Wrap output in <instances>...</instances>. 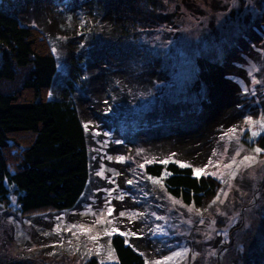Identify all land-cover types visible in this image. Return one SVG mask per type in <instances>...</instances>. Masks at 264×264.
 <instances>
[{
  "label": "rangeland",
  "instance_id": "1",
  "mask_svg": "<svg viewBox=\"0 0 264 264\" xmlns=\"http://www.w3.org/2000/svg\"><path fill=\"white\" fill-rule=\"evenodd\" d=\"M263 1L156 0L164 22L142 29L128 44L137 51L131 56L136 71L131 73L134 69L130 68L125 75L128 96L120 93L115 101L121 99L129 106L121 111L116 105L114 119L103 125L87 117L93 138L92 177L86 192L73 211L29 216L20 211L11 194L8 205L0 204V264H85L91 258L100 264L116 263L115 253L114 260L105 258L114 233L111 237L100 235L98 243L103 251L97 254L87 235L79 234L77 239L72 235L75 229L64 230L83 224L95 235L112 228L116 220L123 222L126 231L130 225H140L145 239L139 238V242L150 244V250H142L149 264L183 249L189 251L168 264H264V152H253L264 132L250 139L244 119L252 116L255 120L264 114V23L259 21ZM209 74L216 83L201 78ZM210 93L218 94V102H239L241 116L234 134H220L215 155L208 149L213 163L206 171L218 173L208 175L216 180L217 189L196 207L167 193L166 175L154 177L160 178V183H153L144 168L159 156L160 161L183 162L168 150L175 131L173 122L192 117L196 129L202 103L209 102ZM127 97L128 101L124 100ZM104 123L116 127L108 129ZM256 127L253 125L254 130ZM24 140L18 138L26 144L28 140ZM237 151V164L245 155H254L255 161L225 168ZM118 156L125 160L118 161ZM208 160L191 165L192 169L203 168ZM230 171L236 176L231 177ZM129 180L133 183L128 184ZM218 194L219 199L212 203ZM120 196L123 199H117ZM105 201L113 208L110 216ZM120 212L125 215L120 216ZM101 213L111 224L94 223ZM57 225L59 232L54 231ZM89 248L93 249L91 255L87 254Z\"/></svg>",
  "mask_w": 264,
  "mask_h": 264
},
{
  "label": "trees",
  "instance_id": "2",
  "mask_svg": "<svg viewBox=\"0 0 264 264\" xmlns=\"http://www.w3.org/2000/svg\"><path fill=\"white\" fill-rule=\"evenodd\" d=\"M162 15L156 0H0V204L8 205L13 194L26 216L76 208L92 177L87 117L103 125L114 119L117 106L121 111L129 106L115 101L120 93L128 96L129 84L123 83L134 69L136 51L129 41L163 23ZM259 21L264 23V1ZM262 71L264 80V59ZM211 76L201 78L216 83ZM209 97L202 103L200 125L194 129L192 117L178 118L168 139L171 155L190 165L208 159L220 134L239 124V102ZM108 123V129L116 127ZM19 137L28 142H18ZM257 141L264 148V133ZM161 158L144 172L152 177L170 173L164 178L169 195L196 207L214 195L213 177L197 178L192 167L164 165ZM116 221L119 232L110 242L117 262L108 264H145L142 250H150V244L139 242L145 239L140 225L126 231ZM85 264L100 263L91 258Z\"/></svg>",
  "mask_w": 264,
  "mask_h": 264
},
{
  "label": "snow or ice",
  "instance_id": "3",
  "mask_svg": "<svg viewBox=\"0 0 264 264\" xmlns=\"http://www.w3.org/2000/svg\"><path fill=\"white\" fill-rule=\"evenodd\" d=\"M83 23V21H82ZM53 51H55V49H53ZM251 75V73H250ZM255 82V80L253 81ZM244 91L246 92L247 89H244ZM51 95V93H49ZM245 123L246 125L248 126V130L251 132V138H254L256 136H259L261 134V132H264V114H262L258 119H253L252 116H246L245 118ZM253 125H256V129L254 130L253 129ZM85 127H87V125H85ZM237 131V129L235 127L231 128L228 130V133H225V135H228L229 133H232L234 134L235 132ZM239 131L243 132L244 129L241 128L239 129ZM238 139V137H237ZM117 143H119V141H117ZM253 152L256 153V154H259V153H262L264 152V148H260V147H256L253 149ZM213 155H215V150L213 152ZM236 155H239V151L236 152V154L233 156L232 160L229 162V164L227 165H224L225 168L227 169H231L233 165H235L237 168L240 167L241 164H251L252 162L255 161V156L254 155H245L243 156V159L240 161L239 164H237L236 162ZM108 159H112V157H108ZM116 159L118 161H124L125 160V157L123 156H118L116 157ZM152 161H147V163H151ZM161 163L163 164H167L168 163V160L165 159V160H162L160 161ZM177 163L180 164L181 167H192L191 165H188V164H185L183 162H179L177 161ZM213 161H212V158L209 157V160H208V163L204 165L203 168H193L192 169V174L193 176L199 178L201 176V174L203 175H212V176H218V173L217 172H212V173H208L206 171V169L212 165ZM247 166V165H246ZM141 168L144 167L143 164L140 165ZM216 167L219 168L220 167V162L217 161L216 163ZM114 171V170H113ZM118 174V173H117ZM236 172L234 171H230L229 172V175L231 177H235L236 176ZM97 175H103L102 172H98ZM163 175H170V173H162V176ZM223 177V173H220L219 174V178H222ZM149 180H152L153 183H160V178H154V177H151L149 176L148 177ZM128 184H132L133 181L129 180L127 181ZM224 195H227V193H224ZM117 199H123L122 196L120 197H117ZM219 199V194L217 195V197H215L212 201V203H215L216 200ZM221 203H223V201H220ZM106 205H108L107 207V215H111L112 212H113V208L110 206V202L109 201H105ZM219 211V210H218ZM197 212H199V210H197ZM125 215V212H120V216H124ZM59 219V217L57 218ZM201 223H204L203 220L200 221ZM214 222V221H213ZM95 224H103V223H109L111 224V221H108L106 220V217L103 213H101V215L99 217H97L96 221L94 222ZM72 229H75L76 231H73L72 232V235L74 237H76L77 239L79 238V234H84V235H87L88 236V239L92 242L95 243L96 247H95V251L97 254H100L102 251H103V245L99 244L98 241H99V237L100 235H105V236H108V237H111L113 233H117L119 232V229L115 228V227H112V228H105L103 233H97L95 235L91 234L93 229L91 227H88V226H85L83 224H72L70 225L69 227L65 228L64 230L65 231H70ZM54 231H57L59 232L60 231V227L59 225L56 226V228L54 229ZM48 233H45V235H47ZM120 235H136V233H120ZM111 242L109 241V244ZM124 243H128L127 240L124 241ZM69 244H71V241H69ZM92 251L93 249L89 248L87 249V254L88 255H91L92 254ZM189 250L188 249H183L182 252H172L171 255L169 256H164L160 259H157V260H153L151 261V264H168V262L172 261L175 257H179V256H182L184 253H187ZM193 255H195V253H193ZM107 260H114L115 259V256H114V249H112L111 247H109L107 253H106V257H105ZM101 264H103V261H101ZM145 264H149V261L145 260Z\"/></svg>",
  "mask_w": 264,
  "mask_h": 264
}]
</instances>
